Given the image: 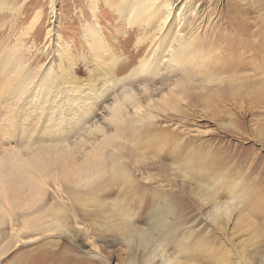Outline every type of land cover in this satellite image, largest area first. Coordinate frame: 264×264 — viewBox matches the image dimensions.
<instances>
[{
	"label": "rangeland",
	"instance_id": "1",
	"mask_svg": "<svg viewBox=\"0 0 264 264\" xmlns=\"http://www.w3.org/2000/svg\"><path fill=\"white\" fill-rule=\"evenodd\" d=\"M6 1L10 6L0 8V161L13 155L56 168L106 161L104 176L108 161L116 166L106 190L79 198L98 208L72 225L78 234L69 228L74 239H63L64 257L53 264H160L153 243L183 264H260L264 206L255 199L264 195V8L254 6L261 0H232L250 8L234 24L228 0H161L171 10L151 15L144 26L142 18L124 15L132 0L0 3ZM245 16L248 28H238ZM183 20L191 29L206 24L207 34L219 33L223 42L209 46L220 50L218 63L204 69L218 79L182 80L181 72L168 70L157 75L154 66L137 74L152 35L166 44ZM227 34L232 37L224 40ZM103 71L113 72L111 85ZM125 91L135 97L130 103ZM137 107L141 120L133 116ZM126 124L136 132L132 139L123 132ZM0 173V264H49L39 251L29 254L42 241L18 246L10 240L14 181ZM46 182L52 189V177ZM226 204L228 216L221 218L217 208ZM14 224L22 241L32 237L21 220ZM141 234L153 243L144 247ZM99 250L102 259L93 255Z\"/></svg>",
	"mask_w": 264,
	"mask_h": 264
},
{
	"label": "bare ground",
	"instance_id": "2",
	"mask_svg": "<svg viewBox=\"0 0 264 264\" xmlns=\"http://www.w3.org/2000/svg\"><path fill=\"white\" fill-rule=\"evenodd\" d=\"M156 1L132 0L130 3H126V6H124L122 9L124 10V15L126 17L130 18L131 16L132 19L142 18L139 24L141 26H144L148 24L149 17L151 15L157 18L159 15H161L162 9H164L166 12L167 10L169 11V9L171 10V4L168 1L161 3V0H158L157 4ZM8 6H10V3H8L7 1L0 3L1 9L7 8ZM254 7L255 11L257 9V11L259 10L260 12V10L264 8V0L259 1ZM90 8L93 12L96 11V8H92V6H90ZM226 9L228 10V12H230L229 15L233 23L235 22L234 18L238 15V13L249 10L250 8L246 6V4L239 3L238 1L228 0V2H226ZM247 19L248 17L245 16L238 22V24H236V26L238 25V28L241 29L248 28L249 23L247 22ZM160 22H162L163 24L164 20L161 21L160 19ZM184 23L185 21L183 20V24L180 23V26L178 25L179 29L175 31V33H172L171 31V34H167L168 43L166 44L162 39H160V37L157 38L155 33L152 35V38L155 41L153 42L152 48L151 46H149L151 50L150 52L148 51L149 54H146L138 61L139 71H137V74L140 72L146 73L151 70L152 66H154V68L157 69V75H159V71L168 70L169 72H181L180 74L182 80H196V78L197 80L218 79L216 77H213V73L208 74L209 76L207 74H204L206 73L204 69H206V66L212 65V63L217 62L216 58L218 53H220V50L209 46H215L218 43L223 42L220 37H217L219 33L217 32L207 34L208 31L206 29V24V27L202 25L199 29L192 28V30L191 26H185ZM163 29L164 25L159 28V31H162ZM235 34L236 36L238 34L240 36V31ZM230 37H232V35L227 34L226 37H224V40L226 38V40H228ZM147 38L148 37L146 35L145 40H147ZM142 40L145 41L144 38H141L140 41ZM207 40H209V42H206ZM205 43L207 44L206 46ZM207 46L209 47L208 49L206 48ZM115 62L119 61L116 60ZM132 64L133 63L130 62V65ZM99 69L97 68L96 71H98ZM198 69L202 70H199V72H197ZM103 73L108 77V81H110L105 85H111V81L115 79L113 72L103 71ZM133 73L134 71H132L130 74ZM96 74L98 75L100 73L96 72ZM199 74L201 75V77H199ZM126 79L127 77L123 78V80ZM124 94V102L126 101L130 103V99L135 98L132 97L131 92L127 93V91H125ZM118 104H122V102H118ZM116 107H120V105L114 104L112 106L113 109H115ZM138 108L140 107L135 108L133 116L141 120L142 118H140L141 114ZM123 132H125V135L130 139L134 137V134L136 135L134 129H132L127 124L125 125ZM110 157L108 158L109 160ZM6 158L7 160L0 161V170L2 171L3 169L4 171L8 172V178H10V181H14L12 183V188H10V198L12 199L11 201H9L14 216L13 218V216L11 215L12 213L10 214V240L13 238L18 246H20L19 243L30 244L42 241L37 245L35 249L29 251V254L31 255L39 251L38 253L42 257L44 262L53 264L57 262L59 258L64 257V253H61V245H63L64 243L63 239H74L72 235L73 233L71 234L69 228H73L71 229L72 232L78 234L79 230L72 227V225L79 223L80 216L90 215L87 211L92 213L91 210L96 211V208H98L95 205L94 201H91L92 205H88L83 202L79 203L80 199L88 194L98 193V191H101L103 189L106 190L105 188H107L112 180H114L112 177L117 175L115 170L116 166L111 160L108 161V163H110L109 166L111 171L108 176H104L101 173V167L103 166V164L106 165V161H103L102 163L97 161H87L83 164L70 162L69 165H66L65 162H62L59 167L56 168L53 162L38 163L26 159H18V157H14L13 155L6 156ZM92 167L98 168V170L93 171ZM118 167H123V165H120ZM12 171L14 172L10 174ZM47 177H52V189L50 188V184L46 182ZM255 201L257 203L262 202L264 206V195L257 197ZM1 202L2 201H0V203ZM240 202L241 201L238 202V205L240 204ZM3 205L4 204H2V206ZM236 205L237 203L233 204L232 207ZM2 206H0V226L2 225L3 221ZM246 207H250L248 206V202L246 204ZM229 208L230 207L228 204H226L225 206H218L217 211H219V217L226 218L229 213ZM156 218L164 219L166 217L154 216L152 217V220H157ZM259 218L264 219V207L259 213ZM14 220H21L24 231L30 233L29 235L32 236L29 240H21V237L18 236L19 232L15 229ZM46 235L52 238H44V236ZM261 235L262 236L260 240L264 245V232H262ZM56 238H58V241L56 240ZM137 239L140 240L144 247H146L145 244L150 246L151 243H153L152 238L148 239L144 234L139 235ZM127 243L129 242L127 241ZM152 246V253L154 254L152 257L158 256L160 259V264H183L175 253H169L160 243H153ZM2 251L5 252V248ZM262 252L260 251V253ZM100 253H102V251L99 250V253H94L93 255L100 259L104 258L100 255ZM255 254L258 255V251H256ZM4 255V253L0 254V260L4 257ZM257 257H259V260H261L260 264H264V255H258ZM90 264H103V262L95 260L94 262L90 261ZM184 264L187 263L184 262Z\"/></svg>",
	"mask_w": 264,
	"mask_h": 264
}]
</instances>
